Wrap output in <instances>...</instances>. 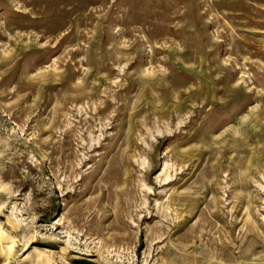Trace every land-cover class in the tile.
Returning <instances> with one entry per match:
<instances>
[{
  "label": "rangeland",
  "instance_id": "rangeland-1",
  "mask_svg": "<svg viewBox=\"0 0 264 264\" xmlns=\"http://www.w3.org/2000/svg\"><path fill=\"white\" fill-rule=\"evenodd\" d=\"M0 264H264V0H0Z\"/></svg>",
  "mask_w": 264,
  "mask_h": 264
}]
</instances>
